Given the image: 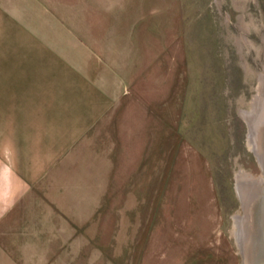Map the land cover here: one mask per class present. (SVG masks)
<instances>
[{
    "label": "rangeland",
    "instance_id": "rangeland-1",
    "mask_svg": "<svg viewBox=\"0 0 264 264\" xmlns=\"http://www.w3.org/2000/svg\"><path fill=\"white\" fill-rule=\"evenodd\" d=\"M14 6L28 32L56 40L80 72L92 23L120 73L117 89L107 83L118 95L110 120L90 138H62L69 150L81 144L62 154L41 216L0 233V264L264 263V254L254 260L264 184L255 198L238 187L242 171L264 178V0Z\"/></svg>",
    "mask_w": 264,
    "mask_h": 264
},
{
    "label": "crops",
    "instance_id": "crops-1",
    "mask_svg": "<svg viewBox=\"0 0 264 264\" xmlns=\"http://www.w3.org/2000/svg\"><path fill=\"white\" fill-rule=\"evenodd\" d=\"M14 10V0H0V233L12 232L14 219L41 216L59 185L62 154L81 144L71 151L62 138H90L95 123L110 120L118 95L107 83L117 89L120 73L119 57L108 56L92 23L80 72L70 53L29 33Z\"/></svg>",
    "mask_w": 264,
    "mask_h": 264
},
{
    "label": "bare ground",
    "instance_id": "bare-ground-1",
    "mask_svg": "<svg viewBox=\"0 0 264 264\" xmlns=\"http://www.w3.org/2000/svg\"><path fill=\"white\" fill-rule=\"evenodd\" d=\"M254 114H255V112L254 111H250V112H248V116L250 117V133H249V142H250V144L255 148V149H257V151L260 153V151L261 150H259V144H260V142L259 141H257V129L255 128V124H254V122H253V120H254ZM248 117V118H249ZM249 120V119H248ZM257 122V121H256ZM255 122V123H256ZM258 123V122H257ZM260 124V123H259ZM260 130V129H259ZM259 133H260V131H259ZM263 144V143H262ZM262 147V146H261ZM259 155V154H258ZM261 155V154H260ZM252 175V174H251ZM251 175H249L248 173H245V172H240V174L238 175V187H239V190L240 191H242V189H245V188H243V186H248L247 188H250V190H251V194H250V197H254L255 198V196L256 195H258V193L261 191V192H263L261 189H263L262 187H263V184H264V178L263 177H259V178H257V177H254V176H251ZM242 194V193H241ZM245 194V193H244ZM253 198V199H254ZM257 202V201H256ZM244 203V202H243ZM254 202H252V204H253ZM245 204V203H244ZM250 204V203H249ZM248 204V205H249ZM249 208H250V206H249ZM251 210V209H250ZM250 212V211H249ZM248 211H247V213H245V216H242V215H237L236 216V218H237V221H238V223H240V220L242 221L243 220V218H248L249 220H250V218H251V214L249 213ZM251 222V221H250ZM252 223V222H251ZM252 225V224H251ZM261 225V224H260ZM263 226V228H262V230H260L261 232H259L260 233V235H258V236H261L262 238H263V235H264V224L262 225ZM238 228H239V226H238ZM240 231V230H239ZM262 234V235H261ZM259 238V237H258ZM260 239V238H259ZM262 240V239H261ZM261 253H260V255L258 256H256V254L254 255V260L256 261V262H258V260H260V258L259 257H261V255H263L264 254V241L263 242H261ZM247 260H248V258H247ZM251 261V260H250ZM259 264H264V263H261V260H260V262H258ZM248 264H250V262L248 263Z\"/></svg>",
    "mask_w": 264,
    "mask_h": 264
}]
</instances>
